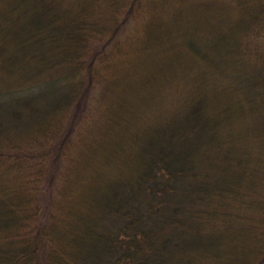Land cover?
<instances>
[{"label":"trees","instance_id":"trees-1","mask_svg":"<svg viewBox=\"0 0 264 264\" xmlns=\"http://www.w3.org/2000/svg\"><path fill=\"white\" fill-rule=\"evenodd\" d=\"M253 86L264 0H0V264H264Z\"/></svg>","mask_w":264,"mask_h":264},{"label":"rangeland","instance_id":"rangeland-1","mask_svg":"<svg viewBox=\"0 0 264 264\" xmlns=\"http://www.w3.org/2000/svg\"><path fill=\"white\" fill-rule=\"evenodd\" d=\"M131 27L132 25L131 23H129L125 28L126 30L121 34V38L127 37L129 35V33L131 32ZM257 69L258 70L256 71V74H260L258 71L261 70L262 68L258 66ZM247 95L251 96L252 99L258 101L259 104L264 103V88L258 89L255 86H253V89H251L249 94ZM260 114H262L261 119L264 122V109L260 110Z\"/></svg>","mask_w":264,"mask_h":264}]
</instances>
